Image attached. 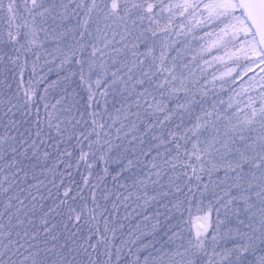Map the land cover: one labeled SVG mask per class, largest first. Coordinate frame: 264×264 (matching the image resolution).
<instances>
[{
    "label": "snow or ice",
    "instance_id": "obj_1",
    "mask_svg": "<svg viewBox=\"0 0 264 264\" xmlns=\"http://www.w3.org/2000/svg\"><path fill=\"white\" fill-rule=\"evenodd\" d=\"M0 264H264V0H0Z\"/></svg>",
    "mask_w": 264,
    "mask_h": 264
},
{
    "label": "trees",
    "instance_id": "obj_2",
    "mask_svg": "<svg viewBox=\"0 0 264 264\" xmlns=\"http://www.w3.org/2000/svg\"><path fill=\"white\" fill-rule=\"evenodd\" d=\"M172 2H174V3H181V2H183V0H172ZM204 2L207 3L208 0H204ZM237 15H238V12H237ZM197 18H199V17H197ZM181 22H182V21H181L179 18H176V23H177V24H179V23H181ZM183 22L186 23V24H192V25H194V21L192 20L191 17H188V20H187V21H183ZM193 31L195 32V35H196L197 38H199L201 35H203V33L197 31V30L195 29V27L193 28ZM188 39H189V42L191 43L192 48H193L194 50H198V48H199L200 45H199L198 43H195V42L192 40V36H191V34H189ZM213 54H214V55H220V54H222V53H213ZM220 70L222 71L223 69L221 68ZM256 71H257V73H258L259 70L257 69ZM208 72H209V78H211V75L213 74L212 69H209ZM215 74L218 76V75H219V72L217 71V72H215ZM249 75H251V73H249ZM51 79H55V75H54V74L51 76ZM237 84L239 85V81H237ZM237 91H239V87H237ZM224 99H227V97L225 96ZM206 203H207V202H205V204H206ZM207 211H208V208L205 207V208H204V212H207ZM204 212H198V211L196 210V207H193V208H192V212H191L192 219H193V217L196 216V215L204 214ZM212 219H215V212H214V211L212 212ZM184 221H185V224L182 225V227H184L185 230H187L188 228H191V230H192L193 233H194L195 231H194V228H193V224H192V221L189 223V221H188V213H187V212L184 214Z\"/></svg>",
    "mask_w": 264,
    "mask_h": 264
},
{
    "label": "rangeland",
    "instance_id": "obj_3",
    "mask_svg": "<svg viewBox=\"0 0 264 264\" xmlns=\"http://www.w3.org/2000/svg\"><path fill=\"white\" fill-rule=\"evenodd\" d=\"M238 15H239V12H238ZM202 215H203V214H199V215H196V216L193 217V219H192V224H193L194 231L196 230V223H197V221H196V217H198V216H202Z\"/></svg>",
    "mask_w": 264,
    "mask_h": 264
}]
</instances>
